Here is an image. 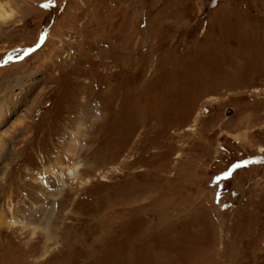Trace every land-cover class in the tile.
Wrapping results in <instances>:
<instances>
[{
	"label": "rangeland",
	"instance_id": "obj_1",
	"mask_svg": "<svg viewBox=\"0 0 264 264\" xmlns=\"http://www.w3.org/2000/svg\"><path fill=\"white\" fill-rule=\"evenodd\" d=\"M0 2V264H264V0Z\"/></svg>",
	"mask_w": 264,
	"mask_h": 264
},
{
	"label": "bare ground",
	"instance_id": "obj_2",
	"mask_svg": "<svg viewBox=\"0 0 264 264\" xmlns=\"http://www.w3.org/2000/svg\"><path fill=\"white\" fill-rule=\"evenodd\" d=\"M10 14L5 11L3 4L0 2V19L4 21ZM44 216V215H43ZM5 217V213L3 210H0V227L2 228L3 218ZM47 230V229H46ZM48 234V233H47ZM47 245V244H46ZM46 248V247H45Z\"/></svg>",
	"mask_w": 264,
	"mask_h": 264
},
{
	"label": "snow or ice",
	"instance_id": "obj_3",
	"mask_svg": "<svg viewBox=\"0 0 264 264\" xmlns=\"http://www.w3.org/2000/svg\"><path fill=\"white\" fill-rule=\"evenodd\" d=\"M43 7H45V8H47L49 5L48 4H44V5H42Z\"/></svg>",
	"mask_w": 264,
	"mask_h": 264
}]
</instances>
